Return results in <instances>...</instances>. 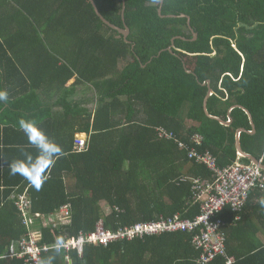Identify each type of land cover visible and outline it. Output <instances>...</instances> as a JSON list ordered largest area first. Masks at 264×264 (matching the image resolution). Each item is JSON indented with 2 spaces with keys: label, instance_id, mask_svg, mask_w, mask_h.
I'll return each mask as SVG.
<instances>
[{
  "label": "trees",
  "instance_id": "16d2710c",
  "mask_svg": "<svg viewBox=\"0 0 264 264\" xmlns=\"http://www.w3.org/2000/svg\"><path fill=\"white\" fill-rule=\"evenodd\" d=\"M161 1L94 0L108 23L128 27L125 39L89 0H3L0 9L6 4L11 10L0 11V67L13 71L9 79L2 75L0 91L17 106L12 125L28 130L24 145L39 146L42 160L27 167L35 174L28 182L11 186L10 223L4 226L10 240L0 241V264H23L2 256L27 232L15 205L25 192L34 214H54L69 204L65 233L77 238L96 231L101 220L116 232L176 215L197 217L201 205L191 179H211L212 172L190 160L176 139L190 144L202 136L200 151L209 150L224 169L235 163L236 131L244 129L242 150L264 159V0H165L163 8ZM81 86L94 90L97 108L72 100ZM210 88L212 116L228 122L235 107L229 126L206 115ZM240 107L252 115L255 134L248 133L253 127ZM163 130L174 138L161 136ZM83 134L87 146L77 152L76 136ZM260 191L248 201L264 198ZM226 215L233 217L228 208L220 217ZM57 236L42 228L40 244L52 245ZM153 240L171 253L195 251L198 264L200 251L189 233L88 243L82 257L76 249L69 257L72 264H117L125 256L131 262L130 249ZM42 264L68 262L64 253L49 250Z\"/></svg>",
  "mask_w": 264,
  "mask_h": 264
},
{
  "label": "built area",
  "instance_id": "2783aa9c",
  "mask_svg": "<svg viewBox=\"0 0 264 264\" xmlns=\"http://www.w3.org/2000/svg\"><path fill=\"white\" fill-rule=\"evenodd\" d=\"M161 136L168 139L174 138L165 130L161 131ZM76 137L75 150L85 151L87 136L83 134ZM176 140L178 147L187 152L190 160L205 166L212 172L211 179H191L195 203L201 205L200 214L193 220L176 215L173 219L140 223L116 232L105 229L101 220L97 224L96 231L90 234L80 233L77 238H70L65 233L66 228L71 225L70 205L62 206L54 214H34L32 200L25 192L18 196L15 205L22 214L23 225L27 232L21 239L12 242L5 258L19 260L23 264H42L44 253L55 250L64 253L65 260L69 261L70 251L76 249L82 257L88 243L107 246L109 243L123 239L190 233L193 246L200 251L198 264H213L219 258H225V264H233V258L227 256V235L224 230L226 224L220 215L228 208L238 220L250 194L257 189L264 191V171L255 168L252 164L241 163L239 159H236L235 163L228 168H219L217 158L209 150L200 151L204 144L203 137L200 135L193 136L190 144ZM263 161L264 159L261 158L260 162L263 163ZM42 228L58 232L55 243L40 244Z\"/></svg>",
  "mask_w": 264,
  "mask_h": 264
},
{
  "label": "crops",
  "instance_id": "0c3cea01",
  "mask_svg": "<svg viewBox=\"0 0 264 264\" xmlns=\"http://www.w3.org/2000/svg\"><path fill=\"white\" fill-rule=\"evenodd\" d=\"M2 3L3 0H0V5ZM10 10V5L6 4L0 9L4 15L5 12L9 13ZM8 37L6 35L4 40ZM1 38L3 39V37ZM12 71V68L4 71L0 67V79L3 76H5L4 79H9L7 73L11 74ZM13 74L15 75L16 73ZM79 89L80 87L77 88V94L72 97V100H78L76 97L80 91ZM9 97L11 96L8 95V98L5 100V105L3 107L0 106V241L10 240L9 230L5 229L4 226L10 223L8 219L11 209L9 202L12 200V196H9V192L12 191V185L16 184L19 180L22 181V184L28 182L35 174L27 170V167L34 166L37 161L42 160V157L38 156L41 153L38 154L39 152H37L39 151V146H32L27 143L24 145V142L28 141L25 139L28 132L27 128H18L12 125V121L16 122V118L12 114L16 113L17 106H14L12 102L7 104ZM79 102H82L83 107L92 110L87 106L88 102L86 100H79ZM21 121L22 118L19 122L21 123ZM36 136V140H39L40 136ZM20 172H25L26 176ZM69 185H71L70 182ZM72 186L68 187L71 188ZM256 191H253V193ZM260 192L264 196V191ZM6 193L7 198L5 199ZM259 196H254L250 202L247 201L242 212L243 215L238 220L234 216L230 217L229 215L221 218L226 224L224 227L227 235L226 251H228L229 257L233 258V264H264V203H262L264 202V198L261 196V199ZM104 205L105 210H109L107 203L102 201L101 207ZM161 243L163 242L153 240L148 243L147 248H142V245L140 248L134 247L138 250H136L137 252H133L130 249L132 261H129V256H125L119 259L117 264H196L195 251L188 253L189 251L185 249H179L171 253V249L168 248L167 250L165 247H161ZM196 255L198 256V253ZM5 256L6 252L2 256L4 257L2 259H9L5 258ZM66 262L72 264L70 260ZM213 264H225V258H219Z\"/></svg>",
  "mask_w": 264,
  "mask_h": 264
},
{
  "label": "water",
  "instance_id": "95a60500",
  "mask_svg": "<svg viewBox=\"0 0 264 264\" xmlns=\"http://www.w3.org/2000/svg\"><path fill=\"white\" fill-rule=\"evenodd\" d=\"M89 2L92 4V6L94 7L96 13L98 14V16L102 19V21L107 24L108 26H110L111 28L117 30L119 33L123 34L124 38L126 39V37L128 36L129 34V29L126 25H124V28L123 29H120L118 27H115V26H112L110 23H108V21L106 19H104V17L101 15V13L99 12V9L97 8L94 0H89ZM164 4H165V0L161 1V8L164 7ZM123 13H124V5H123V8H122V12H121V15H122V19H123ZM159 13L160 15H163V9H160L159 10ZM171 18H174L176 16H169ZM182 18H185L187 17L188 19V25L190 26V29L192 31H194V29L192 28V26L190 25L191 24V21H190V18L184 14L181 15ZM194 33V40L197 39L198 37V34L196 32H193ZM174 40L175 38L172 39V42L174 44ZM171 49V47H170ZM216 54V52L214 53V55ZM207 84L210 85V82H207ZM214 95V91L210 88L209 89V92L207 94V97L205 99V102H204V109H205V112H206V115L213 119V120H217L220 122V124L224 125V126H229V124L231 123V118H230V112L233 108L235 107H232L231 109H229V121L228 122H225L223 119L221 118H218V117H215V116H212L209 111H208V101H209V98ZM242 108V107H240ZM242 110H244V112L247 114L248 118H249V121H250V125H252L253 127V131L252 132H248L249 134H255L256 133V126H255V123H254V120H253V117L252 115L249 114V112L242 108ZM246 132L244 129H238L236 131V135H235V150H236V154H237V159H247L249 161L250 164H252V166H254L255 168H259L261 169L262 171H264V164L261 163L256 157H254L253 155H249L247 153H245L242 148H241V144H240V135L241 133H244Z\"/></svg>",
  "mask_w": 264,
  "mask_h": 264
},
{
  "label": "rangeland",
  "instance_id": "374dc122",
  "mask_svg": "<svg viewBox=\"0 0 264 264\" xmlns=\"http://www.w3.org/2000/svg\"><path fill=\"white\" fill-rule=\"evenodd\" d=\"M79 90L80 91L78 92V95H77L76 99H78V100H86L88 102L87 106H89L91 109L97 108L98 103L96 102L97 99H96L94 90L92 88L90 89V87H86V86H84V87L81 86ZM240 160L241 159H239V161ZM248 164H250V163H248ZM102 207H104L103 212L105 214L107 212L109 213V210H105V205L102 206Z\"/></svg>",
  "mask_w": 264,
  "mask_h": 264
},
{
  "label": "clouds",
  "instance_id": "9594fccd",
  "mask_svg": "<svg viewBox=\"0 0 264 264\" xmlns=\"http://www.w3.org/2000/svg\"><path fill=\"white\" fill-rule=\"evenodd\" d=\"M8 98V93L6 91H0V100H6ZM260 161V160H259ZM264 164V163H263ZM264 203V202H262ZM190 234V233H189ZM59 243V242H58ZM192 243V242H191ZM193 245V244H192Z\"/></svg>",
  "mask_w": 264,
  "mask_h": 264
}]
</instances>
